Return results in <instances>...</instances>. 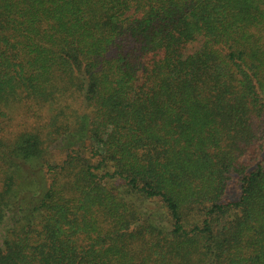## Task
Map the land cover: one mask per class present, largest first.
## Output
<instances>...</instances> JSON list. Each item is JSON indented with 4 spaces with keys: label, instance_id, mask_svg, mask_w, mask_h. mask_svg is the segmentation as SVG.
<instances>
[{
    "label": "trees",
    "instance_id": "16d2710c",
    "mask_svg": "<svg viewBox=\"0 0 264 264\" xmlns=\"http://www.w3.org/2000/svg\"><path fill=\"white\" fill-rule=\"evenodd\" d=\"M3 226L0 264H264V0H0Z\"/></svg>",
    "mask_w": 264,
    "mask_h": 264
},
{
    "label": "rangeland",
    "instance_id": "374dc122",
    "mask_svg": "<svg viewBox=\"0 0 264 264\" xmlns=\"http://www.w3.org/2000/svg\"><path fill=\"white\" fill-rule=\"evenodd\" d=\"M66 145V141H64V142H60L58 145H57V147H64ZM56 145H51L50 146V149H51V151L52 152H55L56 154L55 155H57V150H55L56 148ZM57 157H59L58 155H57ZM3 230H4V226L3 227H0V242H1V239H2V234H3Z\"/></svg>",
    "mask_w": 264,
    "mask_h": 264
}]
</instances>
